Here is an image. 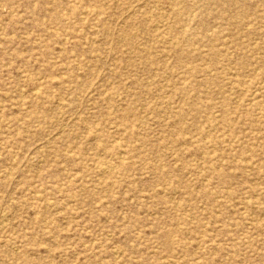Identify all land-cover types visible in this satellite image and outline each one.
<instances>
[{
	"label": "rangeland",
	"instance_id": "obj_1",
	"mask_svg": "<svg viewBox=\"0 0 264 264\" xmlns=\"http://www.w3.org/2000/svg\"><path fill=\"white\" fill-rule=\"evenodd\" d=\"M0 264H264V0H0Z\"/></svg>",
	"mask_w": 264,
	"mask_h": 264
},
{
	"label": "bare ground",
	"instance_id": "obj_2",
	"mask_svg": "<svg viewBox=\"0 0 264 264\" xmlns=\"http://www.w3.org/2000/svg\"><path fill=\"white\" fill-rule=\"evenodd\" d=\"M35 90V89H34ZM258 90V89H257ZM255 92V91H254ZM253 95V94H252ZM143 107V106H142ZM60 111H62V110H60ZM63 112V111H62ZM58 117H59V115H58ZM60 124V123H59ZM63 127V126H62ZM102 149V148H101ZM246 161V160H245ZM39 192H41V191H39ZM47 202V201H46ZM45 203V202H44ZM45 205V204H44ZM5 215V214H4ZM3 217V216H2ZM263 217V216H262ZM3 220V219H2ZM6 220V219H5ZM18 249V248H17ZM122 252V251H121ZM122 254H123V252H122Z\"/></svg>",
	"mask_w": 264,
	"mask_h": 264
}]
</instances>
